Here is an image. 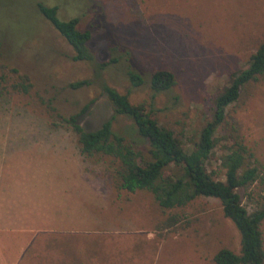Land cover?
Here are the masks:
<instances>
[{
    "label": "rangeland",
    "instance_id": "374dc122",
    "mask_svg": "<svg viewBox=\"0 0 264 264\" xmlns=\"http://www.w3.org/2000/svg\"><path fill=\"white\" fill-rule=\"evenodd\" d=\"M19 1L0 0V61L28 74L34 87L27 95L0 98V153L17 159L29 154L35 165L13 172L35 179L29 193L36 207L34 226L42 225L43 216L52 224L60 217L69 221L78 209L76 222L83 218L87 224L77 240L94 264H215L214 256L222 249L239 253L241 235L218 199L199 197L184 207L163 210L151 193L119 188L110 158L93 161L80 154L76 136L42 99H51L67 115L94 101L81 118L88 129L100 127L113 109L96 80L92 86L71 89L72 83L94 80L93 66L72 61V47L40 18L36 4L44 0H22L20 13ZM48 1L60 6L63 18H79V28L91 30L89 46L99 62L119 59L103 71V81L128 93L134 105L143 104L186 148L213 120V102L230 85V74L247 67L264 41V0ZM11 15L20 21H12ZM6 33L16 51L3 46ZM4 53L13 55L8 59ZM129 66L142 73V87L131 86ZM160 69L173 71L177 82L171 91L153 96L148 76ZM4 72L7 68L0 75ZM113 128L147 154L149 145L131 118L118 116ZM216 138L217 147L205 164L215 180L225 182L220 158L236 144L254 154L248 162L264 174V76L247 83L227 107ZM165 172L170 175L172 169ZM41 182L44 193L39 191ZM238 191L249 213L264 206L259 180ZM260 231L264 237V221Z\"/></svg>",
    "mask_w": 264,
    "mask_h": 264
},
{
    "label": "trees",
    "instance_id": "16d2710c",
    "mask_svg": "<svg viewBox=\"0 0 264 264\" xmlns=\"http://www.w3.org/2000/svg\"><path fill=\"white\" fill-rule=\"evenodd\" d=\"M37 2L40 18L48 21L72 47V61L87 62L93 66L94 80L72 83L71 89L92 86L96 80L113 109V115L100 127L88 129L81 123V118L87 114L94 101L85 105L80 112L67 115L57 109L51 99H42V104L54 112L55 117L60 118V122L76 136L80 154L93 161L110 158L111 176L119 188L132 194L147 191L163 210L184 207L199 197L218 199L225 217L232 221L241 235V249L239 253L229 249L220 250L214 256V263L264 264V237L260 231L264 221V206L249 213L238 191L259 180L264 192V174L248 162V158H253L254 154L243 144L227 148L220 158L225 182L215 180L205 165L217 147L216 132L226 120L227 107L240 98L247 83L264 76V41L251 54L247 67L230 74V85L213 102V120L202 129L198 141L186 148L173 131L165 129L152 117L143 104L134 105L129 101L128 93L123 94L103 81V71L119 59L112 57L99 62L96 52L89 46L92 32L79 28V18L65 19L60 14L59 5L48 0ZM21 4L22 0L16 5L19 13ZM11 19L20 21L16 15H11ZM1 38L5 42L3 46L10 49L9 52L18 49L7 33ZM2 55L10 59L13 54ZM6 68L8 73L0 75V98L12 94H29L34 87L31 77L0 61V70ZM127 75L132 87L139 88L145 84V78L135 67L129 66ZM148 80L153 96L171 91L177 82L174 72L167 69L154 71ZM120 115L133 120L135 131L149 145L147 154L137 148L135 141L128 140L125 135L114 130L113 122ZM167 169H172V174L166 175Z\"/></svg>",
    "mask_w": 264,
    "mask_h": 264
},
{
    "label": "crops",
    "instance_id": "0c3cea01",
    "mask_svg": "<svg viewBox=\"0 0 264 264\" xmlns=\"http://www.w3.org/2000/svg\"><path fill=\"white\" fill-rule=\"evenodd\" d=\"M29 156L17 159L0 153V264H76L77 257L78 264H94L91 256L83 254L77 240L83 234L82 226L87 224L83 218L76 222L78 209L74 212L77 217L69 221L60 217L52 224L43 216L42 225L34 226L36 207L29 193L34 191L35 179L13 173L35 167ZM39 191L44 193L43 182Z\"/></svg>",
    "mask_w": 264,
    "mask_h": 264
}]
</instances>
